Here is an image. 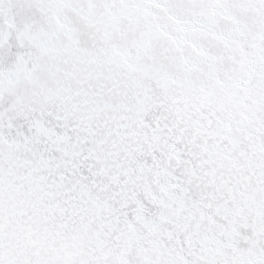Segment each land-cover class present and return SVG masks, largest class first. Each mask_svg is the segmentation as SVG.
<instances>
[{"label":"snow or ice","instance_id":"6c2138e0","mask_svg":"<svg viewBox=\"0 0 264 264\" xmlns=\"http://www.w3.org/2000/svg\"><path fill=\"white\" fill-rule=\"evenodd\" d=\"M0 264H264V0H0Z\"/></svg>","mask_w":264,"mask_h":264}]
</instances>
